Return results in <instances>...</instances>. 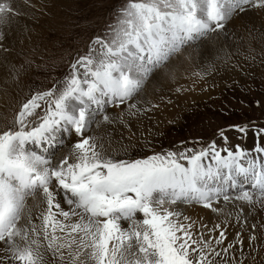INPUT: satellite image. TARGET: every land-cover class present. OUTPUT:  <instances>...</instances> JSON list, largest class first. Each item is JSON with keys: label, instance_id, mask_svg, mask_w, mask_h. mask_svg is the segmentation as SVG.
<instances>
[{"label": "snow or ice", "instance_id": "obj_1", "mask_svg": "<svg viewBox=\"0 0 264 264\" xmlns=\"http://www.w3.org/2000/svg\"><path fill=\"white\" fill-rule=\"evenodd\" d=\"M253 8L264 0H127L61 80L27 97L0 130V264H47L48 253L62 264H243L241 232L228 241L221 223L185 208L219 215L230 205L241 230L245 207L264 210V126L229 127L238 139L251 134V147L181 142L140 157L113 154L124 148L114 127L107 139L96 130L128 128L150 110L138 99L150 76ZM22 15L0 0V40Z\"/></svg>", "mask_w": 264, "mask_h": 264}, {"label": "rangeland", "instance_id": "obj_2", "mask_svg": "<svg viewBox=\"0 0 264 264\" xmlns=\"http://www.w3.org/2000/svg\"><path fill=\"white\" fill-rule=\"evenodd\" d=\"M126 2L127 0H42L34 14L26 17V33L14 31L1 40L0 44L9 51L0 52L9 55L10 62L17 71L11 72L7 81L0 84V89L6 92L7 98L0 111V130L10 124L20 105L30 94L51 88L68 73L72 63L88 52L94 39L103 37L109 31V26L116 23L119 10ZM239 15L241 14H234L231 20ZM18 20L21 21V16ZM249 38L251 44L244 48L232 45L227 47L228 41L220 42L218 46H209L210 56L202 65L206 85L203 83L197 87L198 91L183 102L172 117L153 124V128L145 133L121 143L123 150H120L121 145L114 146L117 151L113 154L140 157L179 146L181 142L189 144L199 141L206 145L217 140V144L225 143L219 135L222 129L230 144H241L243 139H238L236 132L228 131L230 126H264V39L256 40L255 35ZM200 41L204 46L201 50L203 54L209 42L205 38ZM198 44L186 49L196 48ZM178 59H181L180 52L167 65ZM181 61L184 65V61ZM3 78L4 73L0 69V80ZM146 84L149 85L148 82ZM145 91L144 87L143 92ZM199 101L203 102L195 106L194 103ZM126 133L127 128L124 127V134ZM249 136L253 145V136ZM255 209L256 207L250 210ZM243 241V252L239 248L235 250V255L243 264H264V231L258 233L254 240L249 241L247 238ZM2 255L0 252V256ZM46 260L47 264H62L59 256L51 253L47 254Z\"/></svg>", "mask_w": 264, "mask_h": 264}, {"label": "bare ground", "instance_id": "obj_3", "mask_svg": "<svg viewBox=\"0 0 264 264\" xmlns=\"http://www.w3.org/2000/svg\"><path fill=\"white\" fill-rule=\"evenodd\" d=\"M41 1L42 0H30V4L26 5L24 0H12L13 6L24 15L21 16V21L16 17L12 24L2 28L4 37L6 35H12L14 31H22L20 33H26V25L28 23L26 17L34 14L35 10L41 5ZM251 35H255L256 40L264 39V9L254 8L253 10H248L237 16L235 20L230 19L226 24V34L215 32L213 35L209 34L205 38L209 44H207L208 47L204 49L203 54H201V50H203L204 46H202V43L199 40L196 43H193L195 45L200 42L196 48L191 47L186 49V47L192 46L193 44L182 48L180 58L184 61V65H182L181 59L173 60L166 66V71L160 70L155 72L152 75L151 80L150 76L147 81L149 85L146 84L144 86L146 91L142 92L138 97L142 102V106L150 110L142 115L127 120L129 127L127 128L126 135L124 134L123 125L119 124L116 126H110L109 128L102 126L100 129L96 130L97 134L105 138L107 131H113L114 127L116 131H113V137L117 139H121L122 137L121 143H123L129 138L136 137L139 134L145 133L148 129L153 128V124L156 125L159 122L161 123L163 119L172 117L176 109L183 102L188 101L195 91H198L197 87L201 86L203 83L206 85L207 79L203 77L202 65L210 56L211 49L209 46H218L220 42L228 41L226 45L227 47L232 45V47L244 48L247 44H251V39L249 38ZM254 39L255 38H252V41H255ZM1 42L2 41L0 40V43ZM1 50L2 49H0V51ZM0 57V69L4 73V78L0 80V84H2L7 81L9 74L11 75L7 66L12 64L8 54H2V52H0ZM6 99V92L1 90L0 111L3 109V104H5ZM202 102L203 101H199L198 103H194V105L196 106ZM180 113L181 112H179V114ZM251 143L252 139L248 136L243 145L244 147H251ZM117 145L118 144H114L113 147ZM32 203L31 199H29L28 204L31 205ZM222 207L224 208V211L219 215L199 206L186 207L185 212L187 215L193 217V219L199 220L202 218L203 223L209 225V227L215 223H221L222 227L227 230L229 241L235 240L237 232H241V237L243 240H246L250 235L254 234L256 237L258 233L264 231V216H261L264 213V210H261L258 205L256 206L255 211H251L249 208L245 207L244 211L247 215L248 223L244 226L243 230H241L240 225L236 223L235 215L228 216L230 211L235 213L238 209H235L230 205H223ZM249 210L251 212H248ZM226 220L227 223H225ZM253 224L256 225L254 230L251 227Z\"/></svg>", "mask_w": 264, "mask_h": 264}]
</instances>
